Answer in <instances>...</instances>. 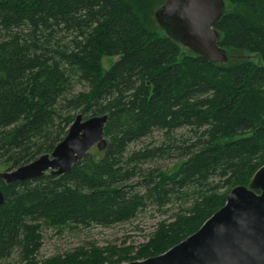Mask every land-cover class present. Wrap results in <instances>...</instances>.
<instances>
[{"label":"trees","instance_id":"1","mask_svg":"<svg viewBox=\"0 0 264 264\" xmlns=\"http://www.w3.org/2000/svg\"><path fill=\"white\" fill-rule=\"evenodd\" d=\"M229 1L251 15L225 2L216 27L231 52L211 63L152 28L164 0H0V171L50 153L77 114L108 115L106 148L70 171L0 179V263L13 254L24 264L156 256L249 184L264 165V0ZM241 51L260 63L232 57ZM103 57L116 59L104 69ZM170 158V170L153 166ZM147 207L170 213L133 257L91 245L37 259L44 229L109 227Z\"/></svg>","mask_w":264,"mask_h":264},{"label":"water","instance_id":"2","mask_svg":"<svg viewBox=\"0 0 264 264\" xmlns=\"http://www.w3.org/2000/svg\"><path fill=\"white\" fill-rule=\"evenodd\" d=\"M225 8V0H164L154 17L166 36L196 56L224 63L227 51L219 44L216 24ZM107 120V114L88 118L77 114L50 153L0 171V179L10 184L70 171L93 147L106 148ZM3 201L0 190V205ZM117 264H264V165L248 185L233 187L224 205L194 233L161 254Z\"/></svg>","mask_w":264,"mask_h":264},{"label":"rangeland","instance_id":"3","mask_svg":"<svg viewBox=\"0 0 264 264\" xmlns=\"http://www.w3.org/2000/svg\"><path fill=\"white\" fill-rule=\"evenodd\" d=\"M225 2L227 11H238L247 16L251 15L248 9H246L243 5L233 4L229 0H225ZM151 16L153 17V13ZM151 25L152 28H156V31H158L161 36L165 35L155 19L151 22ZM179 46L183 55L194 56V54L189 49L182 45ZM228 52L231 51L229 50ZM232 57L234 59H246L254 63H260L257 55L246 51L235 52L232 54ZM115 59V57H103L101 60L102 67L104 69H108L109 63ZM154 134L157 139H160L157 132ZM150 140L151 139L148 137L144 138L142 139V143H149ZM140 146L141 143L138 145L131 144L130 149L132 150L133 148L135 150ZM176 163V160L171 158L166 160L160 159L154 163L153 166L160 168L166 167V169L170 170V168H172ZM169 213L170 211L167 215H169ZM167 215H161L158 211L147 207L145 210L139 212L134 219L125 223H117L109 227L91 226L87 228L79 227L76 229L67 228L63 229L59 233L56 230H50L48 228L44 229L41 239V247L39 249L37 259L43 260L57 254L64 255L66 252L73 251L74 248L82 247L86 249L91 245L100 249H110L114 247L117 250H127V248H129V255L133 257V255L135 256V253L140 248L141 244L147 241V238L153 231L157 221L163 219ZM17 260L16 254H13L9 259H7L5 262H1L0 264H24L20 262L16 263ZM137 260L142 259H124V261H121L120 263Z\"/></svg>","mask_w":264,"mask_h":264}]
</instances>
